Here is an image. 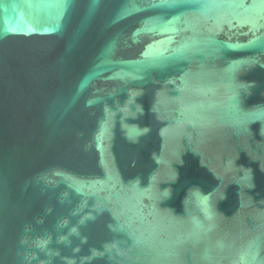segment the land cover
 <instances>
[{
	"label": "water",
	"instance_id": "water-1",
	"mask_svg": "<svg viewBox=\"0 0 264 264\" xmlns=\"http://www.w3.org/2000/svg\"><path fill=\"white\" fill-rule=\"evenodd\" d=\"M0 264H264V0H0Z\"/></svg>",
	"mask_w": 264,
	"mask_h": 264
}]
</instances>
